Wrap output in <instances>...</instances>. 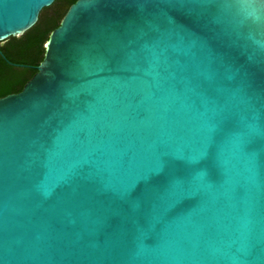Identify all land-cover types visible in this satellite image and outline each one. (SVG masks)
<instances>
[{"label":"water","instance_id":"water-1","mask_svg":"<svg viewBox=\"0 0 264 264\" xmlns=\"http://www.w3.org/2000/svg\"><path fill=\"white\" fill-rule=\"evenodd\" d=\"M56 0H0V46ZM0 98V264H264V0H76Z\"/></svg>","mask_w":264,"mask_h":264},{"label":"trees","instance_id":"trees-1","mask_svg":"<svg viewBox=\"0 0 264 264\" xmlns=\"http://www.w3.org/2000/svg\"><path fill=\"white\" fill-rule=\"evenodd\" d=\"M76 0H56L51 14L43 16L22 38H11L0 46V98L22 91L44 59V45L70 5ZM66 8V9H65Z\"/></svg>","mask_w":264,"mask_h":264},{"label":"rangeland","instance_id":"rangeland-1","mask_svg":"<svg viewBox=\"0 0 264 264\" xmlns=\"http://www.w3.org/2000/svg\"><path fill=\"white\" fill-rule=\"evenodd\" d=\"M65 9H66V8H65ZM52 10H53L52 8H49L48 10H46L45 12H43L42 15H43V16H46V15H48V14H51ZM3 44H5V43H3Z\"/></svg>","mask_w":264,"mask_h":264}]
</instances>
